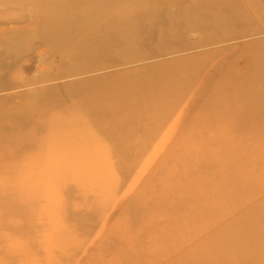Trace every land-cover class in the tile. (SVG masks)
<instances>
[{"label":"rangeland","instance_id":"1","mask_svg":"<svg viewBox=\"0 0 264 264\" xmlns=\"http://www.w3.org/2000/svg\"><path fill=\"white\" fill-rule=\"evenodd\" d=\"M0 264H264V0H0Z\"/></svg>","mask_w":264,"mask_h":264},{"label":"bare ground","instance_id":"2","mask_svg":"<svg viewBox=\"0 0 264 264\" xmlns=\"http://www.w3.org/2000/svg\"><path fill=\"white\" fill-rule=\"evenodd\" d=\"M124 9V8H123ZM42 10V9H40ZM79 29H77V35H78V38L74 41H70V47L67 49H65V52L66 54H69V53H72L70 51L73 50L72 46H76V45H79V46H83V48H85L87 51L91 46H95L97 45L98 48L100 49V47H111V45L113 44L112 42H109L112 38H114L112 34L109 33V30H112L113 33H116L117 35L119 34H124V31L122 29L120 30H116L115 27L112 25V24H99L98 26L97 25H93V27H97V29H94L92 30L91 32V36H88L89 34V31L91 30V28L93 29V27L90 25L91 28H87L88 25H84V26H79ZM87 28V29H86ZM132 32H129L130 30H132ZM128 32L126 34V36L128 37L129 41H132V42H135V40L137 39V35H136V31H137V26H134V25H130L128 27ZM79 33V34H78ZM82 35H85L84 37L81 36ZM70 40V39H69ZM189 49V48H188ZM186 48L184 49H179V48H175L173 50H171L170 53H176L178 51H182V50H188ZM104 50H100V52H103ZM88 52V51H87ZM127 61V60H126ZM127 64L129 63H132V61H129V62H126ZM114 65H110V67H113ZM99 70L98 67H94V66H91V67H87V69L85 70H82V71H75V72H71L69 73L70 75L69 76H78L80 74H88V73H91V72H94V71H97Z\"/></svg>","mask_w":264,"mask_h":264}]
</instances>
